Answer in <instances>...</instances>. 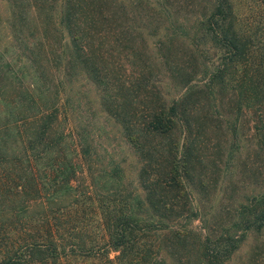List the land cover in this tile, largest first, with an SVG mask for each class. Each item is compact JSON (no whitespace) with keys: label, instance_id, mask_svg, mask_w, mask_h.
<instances>
[{"label":"rangeland","instance_id":"374dc122","mask_svg":"<svg viewBox=\"0 0 264 264\" xmlns=\"http://www.w3.org/2000/svg\"><path fill=\"white\" fill-rule=\"evenodd\" d=\"M81 1L78 17L88 25L94 69L106 77L107 95L118 100H108L88 73L79 74L65 84L50 134L77 171L69 194L77 205L71 212L76 234L87 244L101 233L97 221L129 217L135 223L121 254L76 249L59 264L140 258L202 264L204 244L216 252L235 247L224 264H264V213L258 208L264 201V133L257 122L261 108L252 101L260 84L243 76L252 75L250 69L214 74L224 50L202 34L211 0ZM62 2L0 0V60L20 70L15 49L41 39L45 12L47 36L53 35V26H62ZM231 2L237 28L253 48L247 58L264 76V0ZM173 102L171 130L146 132L143 116ZM111 104L117 116L108 112ZM1 110L2 164L14 159L19 168L30 157L41 165L44 159L32 158L28 141L23 148L35 117L13 123ZM249 207L255 211L248 213Z\"/></svg>","mask_w":264,"mask_h":264},{"label":"trees","instance_id":"16d2710c","mask_svg":"<svg viewBox=\"0 0 264 264\" xmlns=\"http://www.w3.org/2000/svg\"><path fill=\"white\" fill-rule=\"evenodd\" d=\"M63 1L59 9L62 26H53V35L47 36L46 28L51 19L44 11L45 18L40 24L41 39L37 36L29 40V44L25 40L24 45H18L15 49V56L22 63L20 70L9 59L3 57L0 60V102L5 106L0 110L10 116L13 123L35 117L33 123L36 126L33 132L26 134L23 148L27 149L25 143L28 141V147L34 151L32 158L36 161L44 159L39 166L30 157L27 158V166L18 168L14 159L2 164L4 156L0 143V264H59L76 249L83 255L94 248H105L103 254L107 257L109 250L121 254L135 223L129 217L123 221L112 218L97 221L101 233L87 244L80 234H76L80 231L72 223L71 212L76 211L77 205L70 203L69 194L73 189L71 181L77 171L72 161L64 157L58 142L52 138L51 123L58 117L55 115L58 109L63 107L60 100L67 95L65 84L71 83L72 78L79 74L87 76L88 73L108 100H116L117 97L107 95L109 85L104 88L106 77L101 78L94 69L88 25H81L78 17V7L82 1ZM207 11L204 20L201 19L205 27L202 34L211 37L224 50L214 74L221 76L231 67L252 71V75L246 72L243 76L254 81L255 86L256 82L260 84L256 86L258 89L254 91L252 101L261 108L262 114L257 122L264 133V76L260 75L261 71L256 68L254 61L250 63L247 58V53L253 48L237 28L238 14L231 0H211ZM260 63L263 65L264 61ZM112 89H118V85L114 83ZM109 109L110 114L117 116L119 110L115 104L109 105ZM176 113V102L168 108L153 111L142 117L144 129L146 132L166 133L174 125ZM74 194L79 195L76 189ZM249 208L248 213L255 211ZM258 208L264 213V201L258 203ZM74 230L75 234L72 233ZM70 238L77 240L76 243L71 242ZM234 248L216 252L204 244L201 249L202 264H224ZM131 264H149V261L140 258Z\"/></svg>","mask_w":264,"mask_h":264}]
</instances>
